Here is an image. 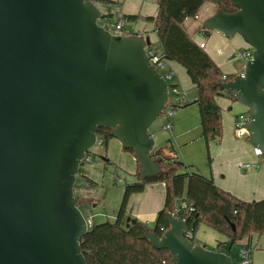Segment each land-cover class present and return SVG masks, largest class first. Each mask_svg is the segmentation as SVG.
Listing matches in <instances>:
<instances>
[{
    "label": "water",
    "instance_id": "1",
    "mask_svg": "<svg viewBox=\"0 0 264 264\" xmlns=\"http://www.w3.org/2000/svg\"><path fill=\"white\" fill-rule=\"evenodd\" d=\"M232 1L235 12L217 8L202 28L253 48L244 72L221 87L247 109L248 143L264 162V0ZM102 18L93 0H0V264H87L88 218L74 189L98 127L134 151L143 178L162 172L149 129L168 104V82L148 38L113 34ZM167 220L162 236L143 238L175 264H234L187 238L185 219Z\"/></svg>",
    "mask_w": 264,
    "mask_h": 264
},
{
    "label": "trees",
    "instance_id": "2",
    "mask_svg": "<svg viewBox=\"0 0 264 264\" xmlns=\"http://www.w3.org/2000/svg\"><path fill=\"white\" fill-rule=\"evenodd\" d=\"M93 1L96 4L114 3L111 0ZM205 2L213 3L228 13L237 10L232 0H157L158 12L155 16L122 13L117 20L154 24L160 56L181 64L195 85L196 99L192 103L199 108L202 135L209 148L212 143H220L223 137L222 108L217 99L227 97L236 100V94L221 87L222 83L234 79L235 75L224 73L184 28L185 20L196 17ZM102 17L108 19L114 17V14L102 13ZM203 31H199L202 37ZM172 106L175 110L182 104ZM97 138L107 145L114 138L111 136V128L98 127ZM123 150L134 155L133 150L125 147ZM151 154L162 165V172L157 176L143 178L137 162L135 180L124 185L125 191L116 219L93 223L81 239L87 264H175V256L170 250L157 249L143 238L147 230L162 236L169 228L167 212L185 219L193 235L202 223L226 235L229 238L228 250L239 240L254 234H264V198L245 201L217 186L213 178L194 170L192 164L179 160L172 138H168L161 147H155ZM104 160L112 163L107 158ZM153 183L165 184L164 206L157 213L154 227L138 220L134 223L128 221L126 213L130 196L144 192L146 186ZM97 185L92 179L87 180L88 187ZM82 201L78 200L79 207ZM191 240L195 244L193 238ZM225 248L224 243H218L215 250Z\"/></svg>",
    "mask_w": 264,
    "mask_h": 264
},
{
    "label": "crops",
    "instance_id": "3",
    "mask_svg": "<svg viewBox=\"0 0 264 264\" xmlns=\"http://www.w3.org/2000/svg\"><path fill=\"white\" fill-rule=\"evenodd\" d=\"M114 3H97L103 14L113 13L116 16H120L122 13L126 14H142L144 16L153 15L155 16L158 12L157 0H150L151 5L146 4L148 0H111ZM218 6L205 2L196 17H192V22L188 27L189 18L184 22V28L197 42H205V50L213 58V60L219 65L221 70L226 74H233L235 76L242 74L245 68H242L241 63L238 60V51L245 50L247 43L240 35H235L233 37L227 36L216 30L211 31L208 35L204 33L202 37L199 31L202 28L203 21L212 16L217 10ZM104 20V19H103ZM133 29L130 30L132 33L140 34L149 39V45L147 49L154 50L160 53V49H156L153 45H158L159 39L155 31V26L153 23H133ZM151 46V47H150ZM169 68L174 72L172 79V84L179 90L178 94L175 95V103L180 101L182 110H174V115L172 117V128L173 131V143L176 147L177 156V146L182 144V142L189 143L190 140L196 138L203 140L205 147L207 148V158L208 163L197 167L192 164L193 169L201 172L207 177L213 178L217 186L224 190L231 192L238 198L245 201L259 200L264 198V162L261 158V154L253 148L248 140H238L234 136V123L235 118L238 114L244 112L246 108L239 104L236 100H232L227 97H219L217 99L220 107L222 108V127H223V137L220 143H212L209 148L205 138L202 135V129L200 126V113L197 104L192 103L196 99V88L193 84L191 78L189 77L186 69L179 63L175 61H168ZM192 103V104H191ZM185 104H189L186 107ZM192 112L191 115H195L196 122L187 119L186 113ZM196 129L195 132H191L190 129ZM179 133L177 136L175 134ZM155 147H161L156 143ZM183 134V135H180ZM184 143V144H186ZM203 143V142H201ZM99 145H103L100 143ZM108 158L113 162L118 168H121L128 175L134 176L137 171L138 163L135 156L123 150L121 142L112 138L107 144ZM97 154V152H96ZM107 155V156H108ZM91 156V155H90ZM101 156V155H100ZM85 161L79 168V175L86 179V195L83 192V186L75 187V196L78 199L83 200L82 206L86 208L87 216H93L95 223H101L106 220L114 221L118 213L119 207L122 202L125 188L122 186L117 195V200L114 203V210L112 213H108L105 209L99 208V206L104 203V199H100V190L97 186L94 189L87 186V180L92 179L93 181L100 184L99 181L103 182L108 186H112V178L109 179L106 176H111L108 171V167L104 163ZM180 160V159H179ZM106 162V161H105ZM252 163L256 164V167L250 169L242 168V164ZM118 174V172H116ZM119 176V175H118ZM135 180V177H134ZM133 180V181H134ZM129 183V182H128ZM111 189H107V193H111ZM78 199V200H79ZM106 199V198H105ZM102 200V201H101ZM165 202V184L164 183H153L146 186L144 192L132 194L128 201L127 207V217L128 221L138 220L145 223L149 227H154L157 213L162 209ZM84 214V213H83ZM98 219V220H97ZM97 220V221H96ZM197 239L195 244H205L208 249L215 250L218 243H224L226 248L222 250L223 252H228L232 257V248L227 249L229 238L208 227L205 224H200L194 234L193 239ZM246 242L241 245L250 246L251 251V263L264 264V254L259 252L255 253V249H258L259 245L264 246V235L254 234L250 238H245ZM235 245V244H234ZM254 258V261H253Z\"/></svg>",
    "mask_w": 264,
    "mask_h": 264
},
{
    "label": "rangeland",
    "instance_id": "4",
    "mask_svg": "<svg viewBox=\"0 0 264 264\" xmlns=\"http://www.w3.org/2000/svg\"><path fill=\"white\" fill-rule=\"evenodd\" d=\"M146 4L151 5L152 2L150 0H148V2ZM115 14H116V16H114V17H111V18H108V19H104V20L102 18V19H99L98 22L100 24L105 25L108 30L113 32L114 28H115V24H116L117 19H118V16H117L116 12H115ZM192 21H193L192 18H189L188 27L190 26V23ZM133 26H134L133 23H128V22L125 23L124 30L122 31V33L123 34H128L130 32V30L133 29ZM153 47L156 48L157 50L159 49L158 45L154 44ZM245 48L248 49V48H252V47L249 46V44H247L245 46ZM241 51L242 50L238 51V57H239L238 60H239V63H241L242 68H245L248 59L241 55ZM170 84H172V81H170ZM174 104H176L175 103V95L171 92L170 93L169 102H168V104L166 105V108H165V112H163L156 119V121L152 124V126L149 129V131L151 133L152 132L155 133L156 143L159 146H162L168 138H172L173 137V131L165 129L164 126L169 121L168 111L173 107L172 105H174ZM182 109H184V108L177 107L175 110L179 111V110H182ZM191 113L192 112L186 113V114H188L187 115V119L190 120V121L196 122V120H198V119H196L195 115H191ZM195 130L196 129H194V128L190 129L191 132H195ZM175 134L177 136L179 135V133L177 134V132H175ZM180 135H183V134H180ZM200 140L201 139L197 140L196 138H194V139L190 140L189 143H186L184 141V142H182V144L178 145L177 146V151H178L179 159L181 161H183V162L184 161H186L188 163L192 162V163H194L193 165H195L197 167H200L202 165L207 164L208 163V158H207V153H206L207 148L204 145L205 141L202 140L201 142H203V143H201ZM184 143H186V144H184ZM96 152H97V154H96ZM89 155H91V157H92V163L93 162H98V161L100 163H103L102 162L103 161L102 158L109 159L108 157L111 154L108 155L107 145L106 144L99 145L97 143L91 149ZM104 163L106 164V167H108V171L111 174V176H106V177L109 178V179L112 178V186H108V185H106L107 183L103 184V182L99 181L100 184H98L97 186H99L98 190H100V194H99V195H101L100 199H102V200L104 199V203H102L99 206V208H101L103 210L106 209L108 211V213H112V211L114 210V205H115L114 203L117 200V195H116L118 193L117 191H119L120 188L122 186H124L126 182H129V183L132 182L134 180V176L128 175L127 173H125L124 170H122L121 168H118V166H116L113 162L112 163H106L104 161ZM116 172H118V174ZM79 186H83V188H84L83 192H84V195H86V179L82 178L78 174V177L76 179V187L78 188ZM97 186L92 187L91 189H94ZM111 188H115V189H112L111 193L108 192L107 196H105L106 190L107 189H111ZM79 200L81 201V199H79ZM117 203L120 204V202H117ZM119 204H118V209H119ZM80 209L84 213V215L87 216L86 208L84 206L80 205ZM110 220H112V218H110ZM94 222H95V220H94ZM193 240H194L195 243L198 242L196 238L193 239ZM245 242H246V239H243V240L237 241L235 243V245H233V248H232L233 249L232 250V260H233L234 264H243L242 263V255H241V245H243ZM256 252H259L260 254L261 253L264 254L263 243H262V245L258 246V249H255V253ZM253 261H254V258H253ZM253 264H255V262H253Z\"/></svg>",
    "mask_w": 264,
    "mask_h": 264
},
{
    "label": "built area",
    "instance_id": "5",
    "mask_svg": "<svg viewBox=\"0 0 264 264\" xmlns=\"http://www.w3.org/2000/svg\"><path fill=\"white\" fill-rule=\"evenodd\" d=\"M105 26V25H104ZM124 26L125 23L122 20H117L116 24H115V28L114 31H110L113 34H123L122 31L124 30ZM105 28H107L105 26ZM201 48H205V42H200L199 43ZM147 54L150 58V62L152 63V65L155 66V68L163 74L164 78L167 80L168 85H169V99H170V93L172 92L173 94H178L179 90L173 85L170 84V81H172L173 76H174V72L169 68V64L168 61L163 59L160 56V53L154 51V50H150L147 49ZM241 55L246 57L248 60L253 58V49L252 48H248L245 50L241 51ZM169 102V101H168ZM180 103V101L178 102ZM165 112V110H164ZM174 115V109H170L168 111V118L169 121L165 124L164 128L167 130H170L172 128V117ZM249 123V115H248V111H244L240 114L237 115V117L235 118V123H234V136L236 139L238 140H248V136H249V132L247 130V125ZM97 143H103L102 139H97ZM258 153H260L259 150H257ZM85 161H91V156L90 155H86ZM256 164H252V163H244L242 164V168L244 169H250L253 167H256ZM88 220V226H91L94 222V217L90 216L87 217ZM185 236L189 239L193 238V233L192 231L189 229H187ZM251 247L250 246H244L241 248V255H242V263L243 264H250L251 263Z\"/></svg>",
    "mask_w": 264,
    "mask_h": 264
}]
</instances>
